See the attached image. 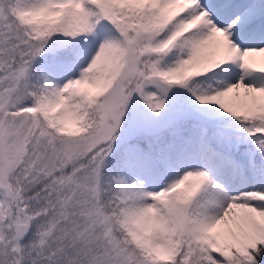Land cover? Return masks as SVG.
I'll use <instances>...</instances> for the list:
<instances>
[{
    "label": "snow or ice",
    "instance_id": "1",
    "mask_svg": "<svg viewBox=\"0 0 264 264\" xmlns=\"http://www.w3.org/2000/svg\"><path fill=\"white\" fill-rule=\"evenodd\" d=\"M0 264H264V0H0Z\"/></svg>",
    "mask_w": 264,
    "mask_h": 264
}]
</instances>
